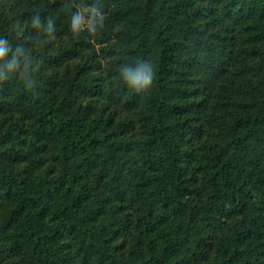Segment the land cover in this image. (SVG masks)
Masks as SVG:
<instances>
[{"label":"trees","instance_id":"obj_1","mask_svg":"<svg viewBox=\"0 0 264 264\" xmlns=\"http://www.w3.org/2000/svg\"><path fill=\"white\" fill-rule=\"evenodd\" d=\"M3 40L0 264H264V0H0Z\"/></svg>","mask_w":264,"mask_h":264},{"label":"clouds","instance_id":"obj_2","mask_svg":"<svg viewBox=\"0 0 264 264\" xmlns=\"http://www.w3.org/2000/svg\"><path fill=\"white\" fill-rule=\"evenodd\" d=\"M93 11H95V9H93ZM82 19V14L79 11L73 15L71 27L74 32L79 31V26L81 24ZM39 22V17L34 18L33 26L35 27L39 24ZM51 30L52 24L51 21H49L48 31ZM92 31H95V28H93ZM7 42V40H3L2 42H0V61L4 60L6 52L10 50L9 48L3 46V44H6ZM23 50V47H17L15 52L20 53ZM30 63L31 61L29 55H26L24 57V71L20 73L21 77L25 75V72H28ZM19 68L20 64L18 63L17 56L14 54L11 60L4 61L3 65L0 66V74H2L3 70L5 69L9 72H12L18 70ZM121 74L127 84L137 93H142L148 90L151 87L154 78L153 66L148 62L139 63L138 65H136L135 70H133L130 66H121ZM2 81L4 80L0 78V82ZM32 84H35V81L31 79V73H29V87H31Z\"/></svg>","mask_w":264,"mask_h":264},{"label":"rangeland","instance_id":"obj_3","mask_svg":"<svg viewBox=\"0 0 264 264\" xmlns=\"http://www.w3.org/2000/svg\"><path fill=\"white\" fill-rule=\"evenodd\" d=\"M81 14L83 17L81 24L85 27H90L98 17L95 12L88 8L82 9Z\"/></svg>","mask_w":264,"mask_h":264}]
</instances>
